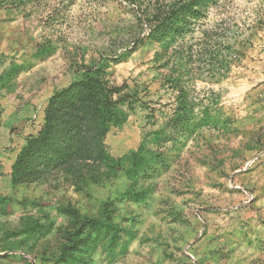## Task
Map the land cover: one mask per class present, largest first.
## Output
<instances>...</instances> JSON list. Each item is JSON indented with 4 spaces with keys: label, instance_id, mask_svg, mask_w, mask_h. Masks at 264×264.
<instances>
[{
    "label": "rangeland",
    "instance_id": "1",
    "mask_svg": "<svg viewBox=\"0 0 264 264\" xmlns=\"http://www.w3.org/2000/svg\"><path fill=\"white\" fill-rule=\"evenodd\" d=\"M259 5L264 10V0H224L210 15L236 24L243 48L225 80L194 82L197 94L218 95L232 122L223 130L205 127L166 173L139 181L147 189L146 200L118 206L124 217L120 227L132 237L123 253L111 263L97 249L82 264H264V23H256ZM124 20L129 18L120 0H0V197L15 202L11 215L0 216V264H56L71 229L59 209L69 204L94 214L108 194L124 187L122 181L92 186L86 195L74 192L58 173L12 188V165L25 139L42 127L47 100L82 66L101 62L111 85L127 83L138 91L141 105H134L104 139L110 155L137 150L167 113L161 106L172 103L174 95L160 88L152 62L156 46H143L116 65L109 61L124 51V34H129ZM48 44L54 51L37 61V50ZM11 65L26 69L8 71ZM26 216L46 225L47 233L10 238ZM126 240L122 235L120 244Z\"/></svg>",
    "mask_w": 264,
    "mask_h": 264
},
{
    "label": "trees",
    "instance_id": "2",
    "mask_svg": "<svg viewBox=\"0 0 264 264\" xmlns=\"http://www.w3.org/2000/svg\"><path fill=\"white\" fill-rule=\"evenodd\" d=\"M120 1L129 18L124 20V30L129 34H124V51L109 61L116 65L143 46H156L152 62L160 88L172 91L174 97L172 103L161 106L167 113L161 114L156 130L144 135L137 150L121 157L107 152L104 139L112 128L126 121L134 105H141L137 88L127 83L111 85L106 80L105 66L95 61L82 66L66 88L49 97L42 127L25 139L12 165V188L58 173L74 192L86 195L92 186L106 188L117 181L124 186L108 194L94 214L82 213L69 204L59 209L71 229L64 234L56 264H82L97 249L113 263L132 238L120 227L124 217L118 206L146 200L147 189L138 182L166 173L188 140L205 127L223 130L232 122L216 93L194 91L197 80L204 79L202 82L209 85L225 80L232 63L241 55L244 41L236 24L228 26L223 18H210L223 7L224 0ZM259 9L256 23L263 24L262 5ZM61 15L62 11H58L57 17ZM53 51L48 44L40 47L34 57L43 61ZM25 69L11 65L8 71ZM14 204L10 198L0 197V216L11 215ZM47 231L46 225L26 216L10 238L39 237ZM122 235L127 240L120 244Z\"/></svg>",
    "mask_w": 264,
    "mask_h": 264
},
{
    "label": "built area",
    "instance_id": "3",
    "mask_svg": "<svg viewBox=\"0 0 264 264\" xmlns=\"http://www.w3.org/2000/svg\"><path fill=\"white\" fill-rule=\"evenodd\" d=\"M255 159H253L252 161H250L247 165H250V164H252V162L254 161Z\"/></svg>",
    "mask_w": 264,
    "mask_h": 264
},
{
    "label": "water",
    "instance_id": "4",
    "mask_svg": "<svg viewBox=\"0 0 264 264\" xmlns=\"http://www.w3.org/2000/svg\"><path fill=\"white\" fill-rule=\"evenodd\" d=\"M263 155V154H262ZM260 155H258L257 157H259Z\"/></svg>",
    "mask_w": 264,
    "mask_h": 264
}]
</instances>
